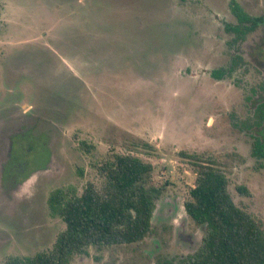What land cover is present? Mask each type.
Listing matches in <instances>:
<instances>
[{"label":"rangeland","instance_id":"rangeland-1","mask_svg":"<svg viewBox=\"0 0 264 264\" xmlns=\"http://www.w3.org/2000/svg\"><path fill=\"white\" fill-rule=\"evenodd\" d=\"M236 1L264 18V0ZM230 2L0 0V263L52 249L66 224L51 192L100 187L98 168L116 155L154 168L151 231L70 264L195 254L206 234L185 208L196 157L213 161L264 229V24L240 38L228 31L238 24Z\"/></svg>","mask_w":264,"mask_h":264},{"label":"trees","instance_id":"trees-1","mask_svg":"<svg viewBox=\"0 0 264 264\" xmlns=\"http://www.w3.org/2000/svg\"><path fill=\"white\" fill-rule=\"evenodd\" d=\"M230 7L238 24H228L226 29L239 38L257 24H264V18L250 16L236 0H231ZM226 74L223 69L211 73L215 79ZM259 107L264 119V100ZM256 146L264 156L263 140H257ZM195 162L196 183L185 208L195 222L206 227V234L195 254L178 263L163 264H264L261 222L235 204L228 178L212 160L196 157ZM153 171L150 163L137 156L116 155L99 166L100 187L88 183L80 195L76 189L54 190L48 205L52 215L63 219L66 229L53 248L31 257H11L0 264H70L74 256L86 254L91 246L141 242L151 231L162 192L161 187L151 184ZM238 189L249 194L245 187Z\"/></svg>","mask_w":264,"mask_h":264},{"label":"flooded vegetation","instance_id":"flooded-vegetation-1","mask_svg":"<svg viewBox=\"0 0 264 264\" xmlns=\"http://www.w3.org/2000/svg\"><path fill=\"white\" fill-rule=\"evenodd\" d=\"M261 135H262V137H263V139H264V131H263V132H261Z\"/></svg>","mask_w":264,"mask_h":264}]
</instances>
